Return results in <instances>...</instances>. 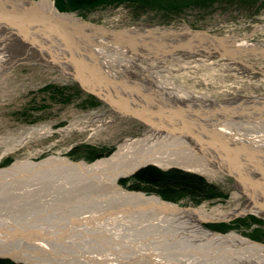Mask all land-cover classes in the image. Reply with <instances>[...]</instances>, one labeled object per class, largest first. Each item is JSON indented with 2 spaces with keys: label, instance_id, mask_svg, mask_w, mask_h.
<instances>
[{
  "label": "rangeland",
  "instance_id": "rangeland-1",
  "mask_svg": "<svg viewBox=\"0 0 264 264\" xmlns=\"http://www.w3.org/2000/svg\"><path fill=\"white\" fill-rule=\"evenodd\" d=\"M52 2L59 14L71 15L121 33L124 38L110 36L111 32L104 35L107 41L104 38L96 39L100 43L95 45V51L101 47L109 49L110 53L115 51L117 58L126 62L125 66L130 72V77L127 74L126 77L131 84H150L146 86L147 89H134H139L142 95L151 97L154 103L171 111L179 108L178 100L171 99L174 95L184 93L205 96L206 100L201 99L198 103L182 101L180 105L193 107L188 111L197 115L194 120L199 121L198 118L201 120V117L204 119L203 115L210 109L212 115H231L238 120L236 123L247 126L244 128L246 131L256 130L264 134V0ZM41 8L44 12L48 10L45 5ZM28 9L31 10L27 7ZM10 13L5 11L6 16ZM11 20L12 24L17 22ZM3 22L1 21V24ZM52 24L56 30H62L61 22ZM1 26L0 215L7 217L2 218L4 220L11 216L7 204L11 208L26 207L20 205L24 194L30 199V203L42 205L49 201L51 195L42 198L40 195L43 190L35 189L40 187L36 184L40 181L36 172L42 169L39 166L43 160L50 157H66L75 162L84 161L91 164L106 159L117 150L119 144L142 137L145 133V122L143 117L132 118L133 116H128L130 114L123 113L122 109L110 106L100 96L97 84L66 70L53 58L54 54H51L52 57L48 56L49 46H55L58 50L52 40L44 41L46 46H41L29 42L31 40L20 39L19 36L22 35L14 32L15 30L7 27L5 23ZM31 28L40 29L37 26ZM164 29L168 32L159 33ZM182 30L188 33L190 30L201 34L209 33L222 41L225 51L228 50L231 54H225L223 49L219 50L215 42L206 47L207 38L200 35L189 39L182 38ZM169 31L173 34L170 35ZM48 34L56 38L55 34ZM125 37L133 42L129 43ZM84 39L87 40L85 36ZM94 39L92 41L95 43ZM166 82L171 84H165ZM120 97L117 98L118 101H123L127 106L131 105V98ZM255 98L258 103L253 104ZM185 99L189 100V97ZM138 103L141 104L140 100L136 99L134 106ZM240 105L248 109L235 110L240 108ZM229 110L232 112L229 113ZM167 113L172 118L173 115ZM246 140L252 141L251 138ZM14 164L20 167L16 170H6L13 168ZM52 166L49 165L42 171L60 168ZM147 166L177 175L178 179H187V175L198 176L202 185L188 186L187 182H176L175 186L165 187L153 182L138 181L134 179L138 172L136 169L130 175L121 176L114 187L142 192L147 197L158 196L166 202L176 203L181 208L204 210L211 216H221L227 211L240 209V204L244 202L243 196L239 194L241 188L232 173L213 168H210L212 171L209 173H202L181 166L163 167L152 163L141 168ZM55 176L48 179L52 182L56 180ZM58 185L59 181L52 184L53 187ZM8 194L13 197L10 200L4 199ZM83 201L84 199H81V202ZM67 202L70 205L73 201L68 197ZM201 219H193L194 224L191 222L192 224L187 225L189 232L185 234L181 231L180 234L188 237V233L194 232V237L198 238L199 226L201 230L207 228L208 232L222 235L235 230L245 238L264 243L263 213L248 212L237 214L235 218L227 216L215 217L214 220L205 217ZM56 228L59 230V224ZM170 232L174 234L172 230ZM149 235L160 236L156 231ZM0 241L5 240L0 237ZM0 259L15 264H28L24 260L1 254Z\"/></svg>",
  "mask_w": 264,
  "mask_h": 264
},
{
  "label": "bare ground",
  "instance_id": "bare-ground-1",
  "mask_svg": "<svg viewBox=\"0 0 264 264\" xmlns=\"http://www.w3.org/2000/svg\"><path fill=\"white\" fill-rule=\"evenodd\" d=\"M42 5L48 7V15L57 17L58 22L62 23L61 31L52 28L53 32L49 30L45 33L19 21L12 24V18L5 15V11H14L29 17L33 12L27 10V7L35 6L42 10ZM1 21L4 22L1 24ZM4 23L12 27L14 32L20 33L22 36L19 38L22 40H31L29 42L41 46H46L44 41L52 40L58 50L55 46H49L48 56L54 54L53 58L66 70L97 84L100 96L110 106L122 109L123 113L130 114L128 116L132 118L143 117L148 120V124L144 125L145 133L142 137L119 144L117 150L106 159L91 164L75 162L66 157L43 160L39 166L42 169L35 171L40 180L36 183L40 187L35 189L43 190L40 195L42 198L48 195L51 197L43 206L30 203L25 194L20 203L26 206L24 209L11 208L7 204L11 216L2 220L7 217L0 215V237L5 240L0 241L1 255L12 256L28 264H264V243L245 238L235 230L222 235L208 232L207 228L201 230L198 226V238L194 237V232L188 233V237L180 234L181 231L185 234L189 232L187 225L194 224L195 219L235 218L237 214L248 212L264 214L263 133L246 131L244 128L247 126L236 123L238 120L231 115H212L210 109L203 115L204 119L201 117L199 121L194 120L197 115L188 111L193 107L180 105L182 101L198 103L201 99L206 100L205 96L184 93L176 95L178 97L174 95L171 99L178 100L179 108L171 111L154 103L151 97L134 89H147L146 86L150 84H131L126 77V74L130 77L126 62L117 58L115 51L110 53L104 47L95 51V45L100 43L96 39L106 40L104 35L111 32L110 36L115 35L116 38L124 36L117 30L111 31L71 15L59 14L52 0H0V31ZM165 32L168 31L164 29L159 33ZM182 32V38L200 35L207 38L206 47L215 42L219 50L231 54L227 49L228 52L225 51L222 41L209 33L201 34L194 30ZM48 33L55 34L56 38ZM128 39L126 41L129 43L133 42ZM76 48L77 52L72 51ZM78 51L90 54L97 64L89 67L83 58L75 54ZM112 89L131 98V105L118 101ZM136 99L141 104L134 106ZM252 103L256 104L258 100L255 98ZM238 109L244 111L248 108L240 105V108H235ZM167 112L173 115L172 118ZM151 163L163 167L176 165L202 173H209L210 168L232 173L241 188L239 194L243 196L244 202L240 204V209L227 211L221 216H211L204 210L181 208L158 196L147 197L142 192L115 188L121 176L130 175ZM49 165L60 168L42 171ZM12 167L6 170H16L20 165L14 164ZM54 176L56 180L51 182L48 178ZM56 181L60 185L53 187ZM10 196L8 194L3 198L10 200L13 197ZM68 197L73 201L70 205ZM81 199L86 201L81 202ZM3 209L6 210L5 207ZM58 224L59 230L56 228ZM153 231L159 232L160 236L150 237Z\"/></svg>",
  "mask_w": 264,
  "mask_h": 264
},
{
  "label": "water",
  "instance_id": "water-1",
  "mask_svg": "<svg viewBox=\"0 0 264 264\" xmlns=\"http://www.w3.org/2000/svg\"><path fill=\"white\" fill-rule=\"evenodd\" d=\"M28 2H35V1L28 0ZM30 8H31V10H29V11L33 12V15H29L30 18L25 16L24 14H18V12H14V11L9 14V17L14 19V20H16V21H19L21 23L28 24L30 27L37 26L45 33H47L49 30L52 31V28H54L52 23L53 22H58L59 19L57 20V17L54 18V16L48 15L46 12H44L43 10H40V8H37L35 6L34 7H30ZM40 18H43L45 20H42ZM76 50H77V48H76ZM76 50H73V51L75 52ZM75 54H77L78 57L83 58L85 60V62L88 63V64L90 63L93 66H95L97 64V62H95L94 58L90 54H86V52L84 53L82 51L81 52L78 51V53H75ZM112 90L113 91H111V92L114 95H116L118 98H121L120 96H123V95L120 94L121 92H118L115 89H112ZM121 102H123V101H121ZM142 120L145 123L148 124V120L147 119H142Z\"/></svg>",
  "mask_w": 264,
  "mask_h": 264
},
{
  "label": "trees",
  "instance_id": "trees-1",
  "mask_svg": "<svg viewBox=\"0 0 264 264\" xmlns=\"http://www.w3.org/2000/svg\"><path fill=\"white\" fill-rule=\"evenodd\" d=\"M153 4L151 3V6ZM141 9V8H140ZM180 177V176H179ZM187 179H178L177 175H174L172 173H165L162 172L155 167L147 166L145 168H141L138 170V172L134 175V179H137L138 181H144V182H153L155 184L165 186L168 185L175 186L177 183L187 182L188 186L189 184L193 186L200 187L202 185V180L198 176H186ZM177 182V183H176ZM179 185V184H178ZM185 186V184H182ZM0 264H15L8 260L0 259Z\"/></svg>",
  "mask_w": 264,
  "mask_h": 264
}]
</instances>
